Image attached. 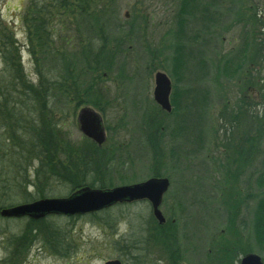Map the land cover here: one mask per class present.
<instances>
[{
    "label": "rangeland",
    "instance_id": "1",
    "mask_svg": "<svg viewBox=\"0 0 264 264\" xmlns=\"http://www.w3.org/2000/svg\"><path fill=\"white\" fill-rule=\"evenodd\" d=\"M2 30L16 66L0 47V213L67 198L74 174L92 189L158 175L170 181L161 212L176 216L165 254L125 241L148 227L146 203L38 221L0 214V264L264 261L254 231L264 219V142L255 141L264 128V0H0ZM158 73L172 83L170 114L154 99ZM90 111L102 119V146L80 129ZM54 131L58 146L83 151L68 168L62 151L51 165L39 149Z\"/></svg>",
    "mask_w": 264,
    "mask_h": 264
},
{
    "label": "water",
    "instance_id": "2",
    "mask_svg": "<svg viewBox=\"0 0 264 264\" xmlns=\"http://www.w3.org/2000/svg\"><path fill=\"white\" fill-rule=\"evenodd\" d=\"M154 98L157 104L165 111L171 112L170 104L171 82L169 78L158 73L155 78ZM80 129L88 138L102 146L106 140L102 119L90 111L83 113L80 118ZM170 182L165 178H154L144 183L131 186L118 187L111 190H96L84 188L65 199H46L31 204L21 205L1 211V216L6 218L29 217L40 220L48 215H85L107 209L117 203L134 202L148 199L153 205L154 215L160 224L165 223V218L160 211L162 199L168 191ZM106 264H121L111 261ZM241 264H264L257 255L245 256Z\"/></svg>",
    "mask_w": 264,
    "mask_h": 264
},
{
    "label": "trees",
    "instance_id": "3",
    "mask_svg": "<svg viewBox=\"0 0 264 264\" xmlns=\"http://www.w3.org/2000/svg\"><path fill=\"white\" fill-rule=\"evenodd\" d=\"M187 1L188 0H186V2ZM184 12L187 14V12L185 10V6L183 8V13ZM3 38H5V40ZM50 38H52V37H50ZM0 41H1L0 42V47L3 48V51L5 49L7 54H8L7 55V57H8L7 59L8 60L6 61V64L7 65H15L16 66V64L14 63V55L8 49L9 46H10V39H9V37L6 36V31L5 30H2V32L0 34ZM13 43H14L13 47L16 48V42L13 41ZM52 45H53V43H52ZM52 45H51V49H50V44L48 45V47L53 52L54 47ZM52 56L54 57V55H52ZM15 72L20 78H23L24 83H26V81H25L26 77L25 76L23 77V75L20 73V70H16ZM26 87H27V90L32 91V92H34L36 94L37 93H40L42 95H43V93H47L48 94V91H49L47 88H46V90H44V87H41V84L38 86V88H36L33 84L27 85ZM13 108H16V105H14ZM16 114H18V112H16ZM262 129H263V131L261 132V134L260 135L257 134V136L255 138V141L258 142V146L259 147L263 146V142H264V141H262V133L264 132V128H262ZM52 133L53 134L47 133L46 134V138L43 137L41 139L42 144L39 145V149L42 151L43 156L44 155H46L47 157L51 156V159H50V164L51 165H56L55 162H56V158H57V155L59 153V150L62 151L64 156L66 157V160L68 161L67 167H66V168H68L70 166V162L72 161V159H74L76 155L78 156L80 154H83V151H81L79 148H76L75 146H71V144H69V143H65L64 147H61L60 145L58 146V142L55 140V138L57 140L59 138H58V136H55V134H56L55 131L52 132ZM54 136H55V138H54ZM42 159H43V157L41 158V161H42ZM66 168H64V169H66ZM96 170L97 169L95 168V170H93V171L97 173ZM54 173L56 175L58 174L56 172H54ZM67 179H68V182L73 185V190H72L71 193H74L77 190L81 189L82 187H85V185H89L90 187H93V186L96 187L97 186L96 184H92V183L86 184L85 180H84L85 177H83L80 174H76V175L74 174V176L70 175V176L67 177ZM81 180H83V181H81ZM110 187H112V186L103 183V185H101L99 187V189H107V188H110ZM41 197H43V195ZM32 200H35V198L32 199ZM257 214L259 216H261L262 218H264V201L259 203L258 208H257ZM260 223L261 224H259L258 222L256 223V227H255V230H254L255 231V235L257 236V239H259V240L264 239V219H260Z\"/></svg>",
    "mask_w": 264,
    "mask_h": 264
},
{
    "label": "flooded vegetation",
    "instance_id": "4",
    "mask_svg": "<svg viewBox=\"0 0 264 264\" xmlns=\"http://www.w3.org/2000/svg\"><path fill=\"white\" fill-rule=\"evenodd\" d=\"M172 91H171V96H170L171 104H172ZM74 100L76 101L75 97H73L72 101H74ZM67 101H68V99H67ZM152 178H154V177H152ZM165 196H167V195H165ZM141 203H146L149 206V208L151 209V214H152L151 215V221L148 223L149 225L145 229H144L143 225L140 228H135V230L138 232V234H140L139 236H135V234H130V236L125 238V241L129 244V248H133L136 250L137 248L142 247L144 249V246L153 244L154 246H156L160 249L159 250L160 253H165V254L171 253L172 252L171 249H173V245H174L173 244V242H174V223H175L174 218L176 215L171 213V215L168 218L165 217V219H166L165 223L160 224V222L154 216L152 204L147 199L142 200V201H138V202H132V203L125 202V203L119 204V205H139ZM163 205H164V199H163V202H162L160 208H162ZM185 251L187 252L186 248H185ZM185 255H186V253H185Z\"/></svg>",
    "mask_w": 264,
    "mask_h": 264
}]
</instances>
